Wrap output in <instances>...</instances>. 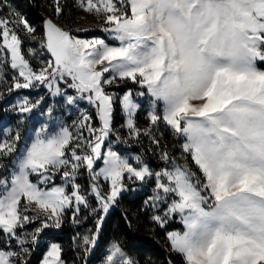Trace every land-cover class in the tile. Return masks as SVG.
Wrapping results in <instances>:
<instances>
[{
  "label": "snow or ice",
  "instance_id": "snow-or-ice-1",
  "mask_svg": "<svg viewBox=\"0 0 264 264\" xmlns=\"http://www.w3.org/2000/svg\"><path fill=\"white\" fill-rule=\"evenodd\" d=\"M80 7L102 15L110 25L103 30L118 45L74 37L49 19L44 46L53 59L39 69L23 54L18 34L23 28L33 35L35 28L23 18L0 17V79L5 65L16 72L9 91L43 84L58 96L74 89L77 94L67 95L66 102L87 101L100 123L94 127L84 111L75 131L61 126L49 132L42 125L9 175L0 176V264H27L25 256L43 229L59 228L68 208L75 218L81 205L89 207L75 182L81 170L89 174L98 202L92 211L101 214L116 203L125 180L155 177L150 200L153 207H164L153 220L163 227L180 215L185 231L167 236L184 264H264V67L259 66L264 64V0H80ZM128 80L152 97L150 123H163L184 138V159L191 157L202 179L166 150L160 159L172 167L155 173L140 157L135 160L142 166L135 167L113 150L114 94L105 86ZM121 103L129 136L148 135L159 147L148 129L137 127L139 105L132 93ZM36 106L26 97L16 105L20 113ZM19 140V131L12 135L9 129L0 138V159L16 152ZM57 175L63 184H54ZM101 180L109 184L106 193ZM36 221L39 227L21 234ZM82 241L87 252L96 237L85 235ZM42 264H66L59 244L49 246ZM105 264L135 262L113 244Z\"/></svg>",
  "mask_w": 264,
  "mask_h": 264
},
{
  "label": "rangeland",
  "instance_id": "rangeland-1",
  "mask_svg": "<svg viewBox=\"0 0 264 264\" xmlns=\"http://www.w3.org/2000/svg\"><path fill=\"white\" fill-rule=\"evenodd\" d=\"M56 7V0H54V2L45 0L41 4L40 11L45 19L44 21L47 19H52L62 29L70 32L74 37L80 39L99 38L105 40V42L110 46L118 45V41H115L108 32L103 30L104 28L110 27V25L104 22L103 16L84 11L83 8L80 7V0H59V7L61 9L59 14L56 13ZM0 17H7L13 20H18L20 18L25 19L20 13L10 9H4L3 14H0ZM35 30L36 31L33 35H29L24 31L23 28H19L18 34L23 40V54L35 69H39L43 67L47 61L52 60V58L49 56L46 51V47L44 46L46 44L44 32L43 34H40L36 28ZM15 75V70H12L7 65L4 66L2 72L3 79H0V95L2 97L8 98V102L5 105V119L0 124V138H4L7 135L9 129H11L12 135H15V133L19 131L20 140L16 145V152L19 153L15 152L9 157L0 159V165H3V168H0V176L9 175V172L12 170V166L17 161V157L24 151L26 146L34 138L35 132L42 125H47L49 132L58 130V128L61 126H67L70 128V130L75 131V122L79 121L82 112L87 111L93 117V126L97 128L100 126L99 120L95 115V109L89 105L87 101L79 100L73 105H70L66 102L67 95L74 96L77 94L74 89H67L65 95L58 96H53L51 94V90H49L43 84H37L35 87L29 89L13 88L11 91H9V87L12 84V78ZM20 79L22 81L23 78ZM60 86L62 90L66 87L63 83H61ZM129 86H133L134 90H131ZM105 87L109 94H114L112 126L115 132L110 137L111 146L114 151L118 152L121 156L128 158L129 162L135 167L142 166L137 164L135 160V157H140L142 164L147 165L149 169L155 173L165 168L171 169L172 167L171 163L160 159L161 151L166 150L170 157L175 158L177 163H186L191 168V170L197 174V176H201L198 168L191 161V157H187L186 160L184 159V155L182 154V144L184 143V138L175 134L170 127L163 123H160L156 126H153L150 123L148 113L153 110L154 106L151 103L152 97L147 93L146 88L130 80L117 81L115 84L107 85ZM124 88L128 89H126L124 92L122 91ZM129 92L132 93L134 102L139 105V109L137 110L135 116L137 127L142 131L148 129L151 133V136H154L155 139L160 141L159 147L152 143V140L148 135L142 134L138 138L129 136L128 129L124 127L127 116L123 110L121 100L122 97ZM141 92L144 93L143 96L139 95ZM25 97L28 98L32 103L37 104V106L29 113H20L16 105ZM162 108V103H159L155 106V110L158 112L162 111ZM49 109L52 110L51 113H49ZM116 119L118 120V125L115 124ZM85 134L87 135V133ZM116 136L120 137V142L116 140ZM123 141H126V143ZM106 144H108V141H106ZM147 156L148 159H146ZM148 160H150L152 164H150ZM98 164L100 167L103 166L100 162H98ZM32 180L33 182H36L37 178L33 176ZM75 182L81 185V194L86 197L89 207L85 208L83 205H81V210L75 215V218L73 216L74 209H66L65 213L63 214V222L61 226L59 228L43 229V231L39 233L36 243L31 245L30 253L34 248L44 246V258L51 244L56 243L61 246L60 243L54 241L53 236L58 235L62 227L74 225L77 227V229L73 232V234H71V250L74 252L73 257L76 260V263H73L72 261V264H105L106 256L110 253L112 245L116 243L107 245L103 250L99 248L100 236L103 227L102 225L106 220V217H108V215L115 210L118 199L129 191H132L136 194H145L147 201L146 206L151 209V211L154 213V216L163 215L162 209L164 206L159 205L157 207H153L150 200V197L154 195L153 190L156 187L155 177L146 178L144 181L137 179L125 180L124 191H122L121 195L117 197L116 203L106 214H101L99 212L94 213L92 211L93 208L98 207V202L92 194V181L90 180L87 171L81 170V173L77 175ZM63 183L64 181L61 179L60 175H57L55 177L54 184L61 185ZM100 183L102 185V190L105 193L108 192V182L101 180ZM51 186V184L47 185V187ZM68 190L71 191V188ZM101 215L103 218L99 225V231H97V220L101 218ZM39 226L40 221L27 224L25 228L21 230V234L31 233L36 227ZM166 226L176 227L177 229L173 230L176 232L185 231V226L182 223L179 214H175L172 218L168 219L167 223L163 227ZM85 235L89 236L90 238L93 235L96 237L95 245L92 246L90 251L87 252L85 251V245L82 241V237ZM2 240L3 236L0 234V246H3ZM14 245L15 241H13V246ZM61 249L63 254L62 246ZM172 252L176 253L174 251ZM86 256L90 259L89 262H86L84 259ZM42 260L40 264H42Z\"/></svg>",
  "mask_w": 264,
  "mask_h": 264
},
{
  "label": "trees",
  "instance_id": "trees-1",
  "mask_svg": "<svg viewBox=\"0 0 264 264\" xmlns=\"http://www.w3.org/2000/svg\"><path fill=\"white\" fill-rule=\"evenodd\" d=\"M44 1L0 0V14H3L4 9L18 12L32 27L43 34L45 19L40 9ZM48 1L54 2V0ZM260 67H264V64ZM129 87L134 90L133 86ZM126 89L128 88H124L122 91L125 92ZM7 102L8 98L0 95V124L5 119V105ZM115 124L118 125L117 119ZM146 159H148V156ZM148 161L152 164L150 160ZM153 217L154 213L146 206L145 194H136L129 191L122 195L116 203L115 210L106 217L102 225L99 248L103 250L107 245L116 243L135 264H169V261H171V264H184L182 256L172 252L167 238V233L177 228L173 226L161 227L153 220ZM76 229L77 227L74 225L64 226L58 235L53 236L54 241L60 243L63 248L62 259L66 264H72V261L76 263L73 257L74 252L71 250V234ZM44 253V246L34 248L25 257L27 264H40ZM84 259L86 262L90 261L87 256Z\"/></svg>",
  "mask_w": 264,
  "mask_h": 264
},
{
  "label": "water",
  "instance_id": "water-1",
  "mask_svg": "<svg viewBox=\"0 0 264 264\" xmlns=\"http://www.w3.org/2000/svg\"><path fill=\"white\" fill-rule=\"evenodd\" d=\"M47 20H49V19H47ZM52 20V19H51ZM53 21V20H52ZM54 22V21H53ZM55 23V22H54ZM56 24V23H55ZM44 36H45V39H46V35H45V23H44ZM46 51H47V49H46ZM47 53L49 54V56L53 59V57L51 56V54H50V52H48L47 51Z\"/></svg>",
  "mask_w": 264,
  "mask_h": 264
}]
</instances>
